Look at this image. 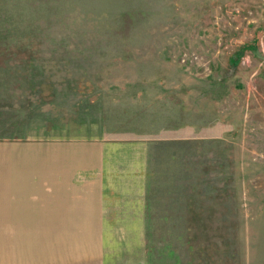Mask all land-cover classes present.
<instances>
[{"label":"rangeland","instance_id":"obj_1","mask_svg":"<svg viewBox=\"0 0 264 264\" xmlns=\"http://www.w3.org/2000/svg\"><path fill=\"white\" fill-rule=\"evenodd\" d=\"M69 140L79 220L141 222L79 264H264V0H0V142Z\"/></svg>","mask_w":264,"mask_h":264},{"label":"crops","instance_id":"obj_2","mask_svg":"<svg viewBox=\"0 0 264 264\" xmlns=\"http://www.w3.org/2000/svg\"><path fill=\"white\" fill-rule=\"evenodd\" d=\"M86 149L87 153L94 151L93 146H86ZM101 151L98 150L97 159L94 155L86 157L88 170H109L106 163L103 168L106 154ZM122 173L121 177H125V171ZM134 174L137 175L133 181H138V192L130 193L135 197L128 202L137 204L142 201L137 196L142 197L145 174L143 177L141 167ZM88 195V209L94 211L93 189H89ZM77 204L76 141L0 142V253L3 250L14 252V259L21 258L27 264L30 258L32 264H79L80 249L86 256L94 250L93 239H88L92 235L88 234L86 244L79 248V226H141V222L135 223L133 219L125 223L108 218L79 220ZM10 227L16 230H2Z\"/></svg>","mask_w":264,"mask_h":264}]
</instances>
